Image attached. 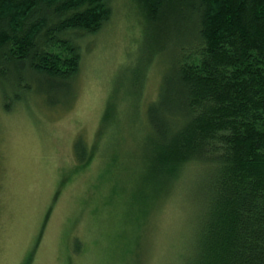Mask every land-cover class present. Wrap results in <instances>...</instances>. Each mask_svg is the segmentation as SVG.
<instances>
[{
  "label": "rangeland",
  "instance_id": "obj_1",
  "mask_svg": "<svg viewBox=\"0 0 264 264\" xmlns=\"http://www.w3.org/2000/svg\"><path fill=\"white\" fill-rule=\"evenodd\" d=\"M111 5L103 27L80 41L65 101L50 106L38 81L19 89L16 75L0 77V264L182 263L200 211L199 173L187 169L190 192L181 182L170 194L150 167L147 106L165 59L138 0ZM140 70L142 92L133 83Z\"/></svg>",
  "mask_w": 264,
  "mask_h": 264
},
{
  "label": "trees",
  "instance_id": "obj_2",
  "mask_svg": "<svg viewBox=\"0 0 264 264\" xmlns=\"http://www.w3.org/2000/svg\"><path fill=\"white\" fill-rule=\"evenodd\" d=\"M138 2L165 59L147 106L150 167L170 194L181 182L190 192L183 173H199L200 211L181 264H264V0ZM111 6L0 0V77L16 75L19 89L38 81L50 106L65 101L59 94L80 69V41L103 27ZM144 73L133 78L141 92ZM76 153L87 159L82 139Z\"/></svg>",
  "mask_w": 264,
  "mask_h": 264
}]
</instances>
